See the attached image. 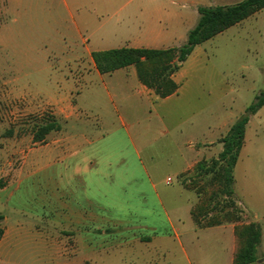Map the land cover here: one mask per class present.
I'll list each match as a JSON object with an SVG mask.
<instances>
[{
	"label": "crops",
	"instance_id": "0c3cea01",
	"mask_svg": "<svg viewBox=\"0 0 264 264\" xmlns=\"http://www.w3.org/2000/svg\"><path fill=\"white\" fill-rule=\"evenodd\" d=\"M181 1L188 4L186 8L178 7L176 0H61L62 15L48 25L54 33L44 43L46 52L23 60L27 64L23 71L28 75L35 71L36 63L44 64L50 80L49 99L58 94L52 104L60 126L56 132L60 134H48L42 150L32 153L28 173H21L18 180L0 189V215L4 217L0 222L4 230L0 264H57L60 249L92 259L107 253L114 246L108 243L112 238L105 230L116 221L126 222L123 216L116 218L114 207H131L129 186L119 188L116 202L113 176L129 173L131 155L140 159L152 142L146 137L148 133L167 138L171 130L185 124L195 132L200 128V113L221 101L226 81L220 72L205 71L210 62L205 47L259 12L196 46L173 75L177 92L164 99L139 81L133 66L101 74L91 55L84 57L80 52L84 36L90 54L120 48H178L196 26L199 6L236 4L235 0H210L208 5ZM84 62L90 64V70L80 65ZM68 63L72 68L65 67ZM74 90L79 92L72 102ZM84 92L89 93L90 104L79 102ZM87 112H91L93 121L83 119ZM263 113L264 106L253 117ZM230 119L225 117L213 126L204 123L200 130L211 132L209 138L199 139L192 133L189 141L183 140L188 153L184 155V167L175 176L195 168L198 161L194 144L220 138ZM79 126L94 130L75 131ZM173 142L178 148L177 140ZM201 156L198 153L197 157ZM157 201L161 206V200ZM100 240H107V244L100 245ZM98 260L94 258V263Z\"/></svg>",
	"mask_w": 264,
	"mask_h": 264
},
{
	"label": "rangeland",
	"instance_id": "374dc122",
	"mask_svg": "<svg viewBox=\"0 0 264 264\" xmlns=\"http://www.w3.org/2000/svg\"><path fill=\"white\" fill-rule=\"evenodd\" d=\"M196 1L208 5L210 0ZM176 3L181 8L188 5L181 0ZM62 12L61 0H19V3L0 0V175L9 184L21 173L22 176L28 173L32 153L41 151L46 144L34 141L38 127L52 119L58 123L52 104L58 94L49 99L50 80L44 64L36 63L38 69L28 75L23 71L27 66L23 60L46 52L44 43L50 33H54L48 25H52ZM87 48L88 38L84 36L80 52L93 59L95 52L90 54ZM205 48L210 57L205 71L220 72L226 81L221 101L200 113V128L195 132L185 124L174 132L171 130L167 138L162 137L163 134L160 137L148 133L146 137L152 142L140 159L131 155L129 173L113 176L116 202L119 188L129 186L131 198L130 208L114 207L116 218L123 216L126 222L116 221L113 227L105 230L112 238L108 243L114 247L93 259L90 255L66 254L60 249L57 264H233L236 250L241 247L235 236L237 224L199 228L192 217V211L206 203L208 214L202 220L207 225L214 218H222V212L233 211L228 208L231 200L221 193L222 185L215 172L196 173L194 169L200 162L209 166L218 159L220 148H223L220 140L232 127L233 120L238 121L256 96L264 93V10L237 29L217 37ZM80 65H85V71L90 70V64ZM72 66L71 63L65 65ZM73 92L71 101L75 102L79 90ZM79 102L90 104L89 93L80 95ZM225 117L231 118L225 133L217 140L195 143V160L198 161L195 168L175 176L184 167V155L188 153L183 140L189 141L192 133L199 139L209 138L211 132L204 134L200 130L204 123L213 126ZM83 119L93 121L91 112L84 114ZM93 128L79 126L75 131H92ZM58 134L53 132L55 136ZM172 139L177 140L178 148ZM198 153L202 156L197 157ZM169 178L172 179L170 185L167 184ZM234 178V200L236 207L243 210L240 224L257 223L261 227L262 246L259 261L254 264H264V113L253 117L247 126L241 162L234 170ZM131 234L134 237L130 238ZM100 243L106 245L107 240H100ZM94 258L99 259L98 262L94 263Z\"/></svg>",
	"mask_w": 264,
	"mask_h": 264
},
{
	"label": "trees",
	"instance_id": "16d2710c",
	"mask_svg": "<svg viewBox=\"0 0 264 264\" xmlns=\"http://www.w3.org/2000/svg\"><path fill=\"white\" fill-rule=\"evenodd\" d=\"M264 10V0H243L227 6H199V19L196 26L188 32L187 40L181 47L169 49H132L120 48L93 53V59L101 74H110L119 69L134 66L139 81L161 98L174 95L178 85L173 75L179 71L182 64L190 56L194 48L213 39L227 29L243 22L252 15ZM264 106V93L256 96L255 101L246 108L243 115L232 125L225 137L220 140L223 150L217 160L208 166L200 162L194 172L205 170L215 172V177L222 185L221 193L231 200L228 208L233 211L222 212V218H214L204 225V215L208 205L203 203L200 209L192 211L193 220L199 228L214 227L224 223H235V236L241 247L236 250L233 264H254L259 261L258 253L261 247L262 230L259 224H240L243 210L236 207L234 170L238 163L245 142L246 127L250 119ZM60 129L59 124L52 119L41 124L34 134L36 143L44 142L46 136ZM8 181L0 178V189L6 187ZM199 212H196L198 211ZM224 211V210H223ZM203 216V217H202ZM4 217L0 215V222ZM222 219V220H221ZM4 230L0 228V241Z\"/></svg>",
	"mask_w": 264,
	"mask_h": 264
},
{
	"label": "built area",
	"instance_id": "2783aa9c",
	"mask_svg": "<svg viewBox=\"0 0 264 264\" xmlns=\"http://www.w3.org/2000/svg\"><path fill=\"white\" fill-rule=\"evenodd\" d=\"M171 183H172V179L169 178V179L167 180V184L170 185Z\"/></svg>",
	"mask_w": 264,
	"mask_h": 264
}]
</instances>
